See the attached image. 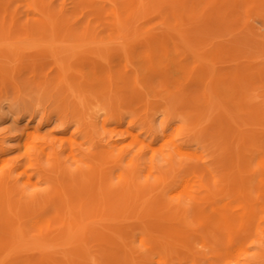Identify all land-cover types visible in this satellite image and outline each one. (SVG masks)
Segmentation results:
<instances>
[{
  "label": "rangeland",
  "instance_id": "1",
  "mask_svg": "<svg viewBox=\"0 0 264 264\" xmlns=\"http://www.w3.org/2000/svg\"><path fill=\"white\" fill-rule=\"evenodd\" d=\"M115 1L120 8L127 2ZM173 3L179 9L186 2ZM114 5L0 0V264H106L101 258L115 253L113 246L82 232L69 241L88 225L75 196L83 189L98 194L100 176L113 180L108 192H126L132 173L145 189L146 205L110 222L99 219L91 228L123 251L113 264H126L128 249L143 258L141 264H180L176 253L182 264H264V14H244L231 35L202 32L199 22L191 27L204 44L200 51L208 62L216 61L215 71L226 81L213 101L220 107L207 109L209 92L198 82L201 67L185 55L172 53L166 60L159 54L153 72L144 45L132 65L115 46L91 66L77 62L85 49L67 53L75 40L71 31L87 43L97 36L121 43L112 28ZM160 14L155 8L134 27L151 33L162 25ZM15 48L19 52L11 56ZM57 60L72 67L68 75L76 86L77 74L90 80L92 86L79 95L88 116L99 110L116 115L104 128L107 143L118 149L108 162L102 138L81 125L72 100L63 103L56 93ZM248 75L254 88L247 86ZM171 152L178 158L173 175ZM248 184L253 188L246 205L242 190ZM62 189L74 196L71 226L55 213L66 199ZM218 219L227 223L220 231L211 224Z\"/></svg>",
  "mask_w": 264,
  "mask_h": 264
},
{
  "label": "bare ground",
  "instance_id": "2",
  "mask_svg": "<svg viewBox=\"0 0 264 264\" xmlns=\"http://www.w3.org/2000/svg\"><path fill=\"white\" fill-rule=\"evenodd\" d=\"M112 1L115 4L114 6L116 10L114 13L112 28L113 32L120 38L119 40H122L121 43L114 45L112 43H106L100 36H97V38L91 43H87V40L82 41L80 38L77 39L74 35L75 33L71 31L68 35H70V38H75V40L72 41V47L67 51V53H76L75 50L85 49V51L78 54L77 62H83L82 65L84 66H91L99 61H102L106 56H108L110 52L109 48L115 46V48L119 50L120 55H123L126 62L132 65V59L134 58L136 51L141 47V45H144V48L148 53V64L153 72H157L154 60L159 54H162L166 60L170 57L174 58L172 53L175 54V57L185 55L186 57L194 59L198 66L201 67L202 78H200L198 82H200L203 88L209 92V94H207V98L210 100L211 104L207 106V109H212V106H214L215 109L220 107L218 106L219 104L217 105L213 103V101L220 98V89L224 84H226V81H222L219 74L216 73L214 68L216 61L208 62L206 52L200 51V46L204 44L198 42L199 40L194 38V32L196 31H194L191 27H193L196 22H199V24H202V32L223 31L225 33L229 32V35H231L235 28L241 26L244 14H251L252 16L264 14V0H170L172 1L170 2V5L167 3L168 0H127V2L121 5V8L118 1ZM174 1H184L186 3L179 9H176L175 4L173 3ZM155 8L161 12L160 16L162 19V25L159 29H153L151 33H144L138 27H134L135 21L138 20V17L149 14ZM121 10H123V12ZM123 15H128V17L125 18ZM189 25V29H185V27ZM231 26L232 28L229 30ZM91 32V26H88L85 29L84 34L88 37L92 35ZM54 45L55 44H51V46ZM87 46H94L95 49L87 52ZM170 47H172L173 51ZM18 52L19 50L15 48L10 50L9 53L11 56H14ZM235 52L237 51L235 50ZM56 64L59 70V77L55 81L56 93L62 94L61 97L63 103H66L67 100H72L71 104L76 111L81 114V125L86 127V129H88L95 136L102 138V142H104V151H106L105 155L107 156L104 161L108 162L111 159L110 157L116 156L118 149L115 147L116 144L107 143V135L104 133V128L109 125L111 120L115 119L116 115L112 112L108 113L104 110H99L98 112L88 116V105L85 100L81 101L82 97L79 98V95L81 93L83 94L82 89L85 86L91 85L90 80L85 75L77 74L79 76V80L81 81V86H76L75 81L72 82L74 77H72V75H68L72 67L64 66L60 60H57ZM183 70H186V68ZM240 73L242 76L244 75V72L241 71ZM136 74L137 85H140V73L136 72ZM251 78L252 77L250 75L246 83L249 88H254L255 83ZM108 81L109 84H112L113 74L111 72L108 73ZM237 86V89L242 88V86L240 87V83H237ZM181 97L183 99L182 95ZM190 103L192 106H196L195 100L191 97ZM160 139L161 141H164L163 137H160ZM172 156L173 161L171 162V175L175 173L173 163L176 159H178L173 153ZM117 159H121V156L117 157ZM121 163L123 165L124 161ZM89 177L91 178L92 175ZM90 178L87 179L89 180ZM135 180L136 175L132 173L130 179L127 181L128 190L126 192L124 190L108 192L107 190L111 188L113 180H110V178L106 176H100L98 194L90 195L89 192L84 193V189L79 191L75 197L80 201V215L86 219L88 225L83 226L80 232L72 233L69 241H73L82 232L85 237L96 239L99 242H103L104 245L107 246H113L115 253L109 251L102 256L101 261L106 264H113L118 261L120 257H122L121 254H123V251L121 252V248L118 247L113 239L109 238L110 236L104 237L102 235H98L97 232L91 228L99 219H105L106 222H110L115 218L122 217V215L125 216L127 212L130 210L132 211L137 206L146 205V202L142 204L145 189H140L134 183ZM252 188L253 186L248 184L242 190V195L246 197V205H248L249 201H251V194L249 191ZM62 191L66 198L62 203L64 209L62 208V205H59V208L56 209L55 213L64 224L71 226V217L73 216L72 202L74 196L71 200L68 198L67 190L62 189ZM25 193H27V191H25ZM178 210L174 209L173 211ZM171 213L172 210L169 211V215H172ZM177 213L173 215L174 218L178 216L179 213ZM211 224L212 226H216L219 231L222 227L227 225V223L221 219H218ZM122 241L125 242L124 239H122ZM131 250L128 249V251L124 252L126 256L123 255V261L126 262V264H141L140 261L143 258H135V253ZM184 250L191 255V248L189 245H185ZM176 255V259L174 258L175 261L182 264L180 253H176ZM191 257L195 260L193 255H191ZM171 260L173 259H170V261Z\"/></svg>",
  "mask_w": 264,
  "mask_h": 264
}]
</instances>
